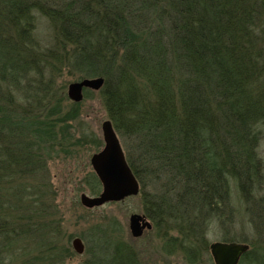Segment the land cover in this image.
<instances>
[{"label": "trees", "instance_id": "1", "mask_svg": "<svg viewBox=\"0 0 264 264\" xmlns=\"http://www.w3.org/2000/svg\"><path fill=\"white\" fill-rule=\"evenodd\" d=\"M62 67L105 79L98 94L169 252L203 264L211 223L233 227V182L253 229L239 264H264V0H0V264L75 255L49 164L87 137L72 133L83 101L57 85ZM87 180L100 193L98 175ZM82 264L141 262L111 239Z\"/></svg>", "mask_w": 264, "mask_h": 264}, {"label": "rangeland", "instance_id": "2", "mask_svg": "<svg viewBox=\"0 0 264 264\" xmlns=\"http://www.w3.org/2000/svg\"><path fill=\"white\" fill-rule=\"evenodd\" d=\"M36 16V36L43 45H49L53 38L52 25L41 13L36 12ZM59 71L57 85H60L63 94L68 96V86L71 82L79 80L78 76L64 67ZM89 90L94 91V94L85 99L84 90L83 102L81 101L82 113L73 122L71 128L77 139L87 137V144L75 148L70 154L59 153L56 150L54 159L49 164L51 183L59 209L58 219L64 227V239L70 242L72 248V241L75 237H80L85 244V251L81 254L73 248L75 255L67 260V264H82L89 257V251H96L99 248V242L111 239L125 245V248L129 247L134 250L141 264H189L179 251L171 249L169 252L166 249L164 238L160 237V232L154 225L140 237L132 235L129 226L130 215L132 213L145 214L139 194L94 208H88L81 203L82 193L94 195L90 192V184L87 180L89 174L94 172L91 156L98 151L96 148L101 140L104 144L102 125L109 120L107 110L98 94L99 90ZM261 129L263 139L259 146V153L264 161V125ZM120 141L123 146L122 140ZM231 193L233 204L236 207L233 227L226 234L217 222H212L207 233L210 245L231 238L238 243H243L241 239L248 238L250 241L253 236L247 206L233 182ZM259 194L264 195V181ZM211 252L209 248L203 254V264H215Z\"/></svg>", "mask_w": 264, "mask_h": 264}, {"label": "water", "instance_id": "3", "mask_svg": "<svg viewBox=\"0 0 264 264\" xmlns=\"http://www.w3.org/2000/svg\"><path fill=\"white\" fill-rule=\"evenodd\" d=\"M104 83L103 77H85L73 81L68 86V96L74 102H81L85 89L100 90ZM102 128L104 146L92 154L91 164L103 188L97 195L81 194V203L88 208L122 201L139 194L141 189L139 180L127 162L124 148L111 120H106ZM129 226L132 235L140 237L146 230H150L153 224L145 214L132 213ZM72 244L77 253L81 254L85 251V244L80 237H75ZM249 249L248 243L219 242L212 244L215 264H239L242 256Z\"/></svg>", "mask_w": 264, "mask_h": 264}]
</instances>
